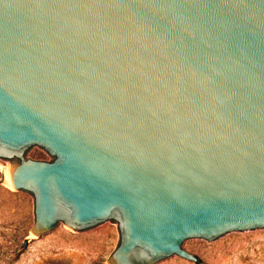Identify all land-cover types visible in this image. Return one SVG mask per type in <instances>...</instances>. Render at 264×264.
I'll list each match as a JSON object with an SVG mask.
<instances>
[{
    "label": "water",
    "instance_id": "95a60500",
    "mask_svg": "<svg viewBox=\"0 0 264 264\" xmlns=\"http://www.w3.org/2000/svg\"><path fill=\"white\" fill-rule=\"evenodd\" d=\"M0 159L108 264L264 230V0H0Z\"/></svg>",
    "mask_w": 264,
    "mask_h": 264
},
{
    "label": "rangeland",
    "instance_id": "374dc122",
    "mask_svg": "<svg viewBox=\"0 0 264 264\" xmlns=\"http://www.w3.org/2000/svg\"><path fill=\"white\" fill-rule=\"evenodd\" d=\"M27 156L53 159L44 148L30 151ZM13 165V160L0 159V264H108L120 242L118 223L110 220L106 225L75 231L60 222L53 230L35 237L31 232L34 196L14 188L7 176ZM186 250L200 261L179 256L154 264H264V230L214 243L191 241Z\"/></svg>",
    "mask_w": 264,
    "mask_h": 264
},
{
    "label": "bare ground",
    "instance_id": "6f19581e",
    "mask_svg": "<svg viewBox=\"0 0 264 264\" xmlns=\"http://www.w3.org/2000/svg\"><path fill=\"white\" fill-rule=\"evenodd\" d=\"M11 169V168H10ZM9 171V170H8ZM7 176H8V178L12 181V179H11V174L9 173V172H7Z\"/></svg>",
    "mask_w": 264,
    "mask_h": 264
},
{
    "label": "trees",
    "instance_id": "16d2710c",
    "mask_svg": "<svg viewBox=\"0 0 264 264\" xmlns=\"http://www.w3.org/2000/svg\"><path fill=\"white\" fill-rule=\"evenodd\" d=\"M94 264H102V263H94Z\"/></svg>",
    "mask_w": 264,
    "mask_h": 264
}]
</instances>
